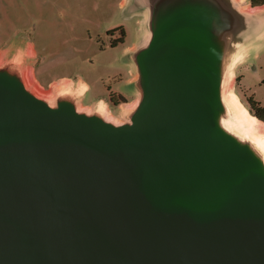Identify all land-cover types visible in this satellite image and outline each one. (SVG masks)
Listing matches in <instances>:
<instances>
[{
  "label": "water",
  "instance_id": "obj_1",
  "mask_svg": "<svg viewBox=\"0 0 264 264\" xmlns=\"http://www.w3.org/2000/svg\"><path fill=\"white\" fill-rule=\"evenodd\" d=\"M169 2L176 67L157 83L153 69L137 70L130 83L142 88L119 107L122 123L84 105L80 83L48 96L33 88L29 46L12 67L0 57V264H264L263 155L214 112L235 59L211 62L222 42L203 40L198 0ZM146 18L149 37L128 53L151 47Z\"/></svg>",
  "mask_w": 264,
  "mask_h": 264
},
{
  "label": "rangeland",
  "instance_id": "obj_2",
  "mask_svg": "<svg viewBox=\"0 0 264 264\" xmlns=\"http://www.w3.org/2000/svg\"><path fill=\"white\" fill-rule=\"evenodd\" d=\"M198 1L192 15L203 40L219 36L222 42L221 54L211 52V62L218 65L222 57L235 59V68L229 66L225 72L232 80L224 95L240 100L249 111L250 98L264 105V6L247 11L235 0ZM168 5L169 0H0V57H7L2 67H12L16 57V62L22 60L31 43L35 57L23 61L33 65L34 76L44 86L41 93L48 96L72 80L86 85L82 98L86 104L109 102L117 93L135 99L142 84L130 83V79L137 70L145 76L153 69L150 83H157L176 67L163 31L167 17L173 15ZM147 13L152 16L153 43L148 49L128 53L146 29ZM211 70L204 74L213 85L216 78ZM215 101L214 112L232 119L218 95ZM106 116L111 122L125 121L120 108H110Z\"/></svg>",
  "mask_w": 264,
  "mask_h": 264
},
{
  "label": "bare ground",
  "instance_id": "obj_3",
  "mask_svg": "<svg viewBox=\"0 0 264 264\" xmlns=\"http://www.w3.org/2000/svg\"><path fill=\"white\" fill-rule=\"evenodd\" d=\"M238 1V0H237ZM235 62V61H234ZM230 73V72H229ZM33 74V73H32ZM234 73H232V76ZM225 75L222 82V97L226 109V114L232 115V119L227 116L219 115L216 118V123L219 125L222 131L227 133L232 138L236 139L241 144L251 145L259 153L263 154V170H264V122L253 115L242 103L236 98L226 97L225 87L231 82L232 77ZM65 81V80H64ZM37 85V84H36ZM84 85V84H83ZM85 90V87H78L77 93L81 94ZM133 106H129L123 109L128 111ZM79 110H90L89 107L78 105ZM107 108L98 102L96 114L99 117H105ZM250 141V142H247ZM252 142V144H251Z\"/></svg>",
  "mask_w": 264,
  "mask_h": 264
},
{
  "label": "crops",
  "instance_id": "obj_4",
  "mask_svg": "<svg viewBox=\"0 0 264 264\" xmlns=\"http://www.w3.org/2000/svg\"><path fill=\"white\" fill-rule=\"evenodd\" d=\"M144 37H149V34H148V32L146 31V30H142L141 31V34H140V36H139V38H140V40L141 39H143ZM137 46H138V44H134V45H132V47L130 48V50H135L136 48H137ZM29 48H30V50H27V53L30 55L31 54V56L32 57H35V54H34V50H33V47H32V44L30 43V46H29ZM30 51L32 52V53H30ZM26 70L27 71H29L30 72V74H31V72L33 73V74H31L30 76H31V81H32V84H33V88H38V89H41V88H44V86L42 85V84H40L39 83V81L36 79V77L34 76V72H33V65L32 64H27L26 65ZM133 78H131L130 80H132ZM62 80H65V79H62ZM66 80H68V79H66ZM37 84V85H36ZM84 83H80V86L82 87V86H84L85 87V90L87 89V87H86V85L84 84ZM137 100V97L135 98V99H132L129 103H134L135 101ZM99 100H96V101H93L92 103H90V104H86V103H83L84 105H87V106H91L92 104H95L96 102H98ZM102 102H104L105 103V101H103L102 100ZM129 103H127V104H129ZM124 106V104H120L117 108H119V107H123Z\"/></svg>",
  "mask_w": 264,
  "mask_h": 264
},
{
  "label": "trees",
  "instance_id": "obj_5",
  "mask_svg": "<svg viewBox=\"0 0 264 264\" xmlns=\"http://www.w3.org/2000/svg\"><path fill=\"white\" fill-rule=\"evenodd\" d=\"M253 7L263 6L264 0H248ZM250 112L255 115L257 118L264 122V105H261L259 102L249 99ZM249 110V109H248Z\"/></svg>",
  "mask_w": 264,
  "mask_h": 264
},
{
  "label": "flooded vegetation",
  "instance_id": "obj_6",
  "mask_svg": "<svg viewBox=\"0 0 264 264\" xmlns=\"http://www.w3.org/2000/svg\"><path fill=\"white\" fill-rule=\"evenodd\" d=\"M119 43H123L124 40H119ZM112 46H114V44H112ZM131 100L128 99L123 93H117L114 97H111L109 99V102H102V100H99L98 102H102L105 106H107V108L110 110L111 109H116L120 104H124V106L122 107V109H124V107H129V106H133V103H129ZM129 103V104H127Z\"/></svg>",
  "mask_w": 264,
  "mask_h": 264
}]
</instances>
